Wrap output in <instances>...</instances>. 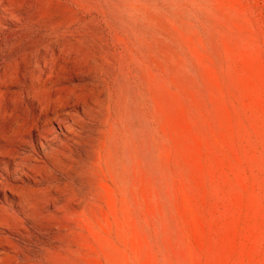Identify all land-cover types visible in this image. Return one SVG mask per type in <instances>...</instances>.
I'll return each mask as SVG.
<instances>
[{
  "label": "rangeland",
  "instance_id": "374dc122",
  "mask_svg": "<svg viewBox=\"0 0 264 264\" xmlns=\"http://www.w3.org/2000/svg\"><path fill=\"white\" fill-rule=\"evenodd\" d=\"M1 146L0 264H264V0H0Z\"/></svg>",
  "mask_w": 264,
  "mask_h": 264
},
{
  "label": "bare ground",
  "instance_id": "6f19581e",
  "mask_svg": "<svg viewBox=\"0 0 264 264\" xmlns=\"http://www.w3.org/2000/svg\"><path fill=\"white\" fill-rule=\"evenodd\" d=\"M36 116V115H35ZM41 118V117H40ZM36 119V118H35ZM43 120H45V118L43 119ZM35 122H36V120H35ZM43 122V121H42ZM48 121H45V124H48L47 123ZM41 123V122H40ZM36 124H38V123H36ZM62 124H63V126H65V128L66 129H68L69 128V126L68 125H66V123H65V121H62ZM39 125H41V124H39ZM39 125H34L36 128L35 129H41V127H39ZM49 125V124H48ZM47 126V125H46ZM33 127V126H32ZM30 130V129H29ZM33 130V129H32ZM41 130H43V129H41ZM36 131V130H35ZM40 131V130H39ZM49 135H53L54 136V134H52V130L51 129H47V130H43V133H42V135H41V138H43L44 139V141L46 140V142L48 141H50V140H48L47 139V137L49 138ZM57 135V134H56ZM52 136V137H53ZM32 139V138H31ZM51 139V138H50ZM29 141V140H28ZM27 141V142H28ZM60 141V139H59V136H54L53 138H52V140H51V143H58ZM31 142V141H30ZM42 142V141H41ZM26 143V142H25ZM51 143L50 144H48V146L47 147H45V145L42 143V147H44L45 149L46 148H50L51 147ZM35 147V146H34ZM0 148H2V146L0 147ZM12 148V147H11ZM19 148V147H18ZM7 149H9V148H7ZM23 149H25V148H23ZM42 150H44L43 148H42ZM16 151V150H15ZM15 151H11L10 153H8L7 152V154L9 155V157L10 158H14V160H16L17 158H19L20 156L17 154H15ZM18 151H19V149H18ZM21 151H23V150H21ZM47 151H49V149L47 150ZM6 152V151H5ZM33 152V151H32ZM4 153V152H3ZM2 153V154H3ZM23 153H25V152H23ZM22 153V154H23ZM30 153V152H29ZM5 154V153H4ZM26 154H28V153H26ZM25 154V155H26ZM15 155L17 156V157H15ZM35 155V154H34ZM30 156V155H29ZM51 156V154H50V152H45V157H50ZM34 157V156H33ZM42 157V156H41ZM44 157V156H43ZM42 157V158H43ZM9 158V159H10ZM2 159V158H1ZM38 159V158H37ZM51 159V158H50ZM50 159H49V161H50ZM8 160V159H7ZM12 160V159H11ZM19 160V159H18ZM17 160V161H18ZM21 160H25L24 158H21ZM43 160V159H42ZM45 160V159H44ZM20 161V160H19ZM39 161V160H38ZM11 162V161H10ZM27 162H29V161H27ZM42 162V161H41ZM40 162V163H41ZM1 163V162H0ZM4 163H6V162H4ZM14 164H15V162H13ZM31 163H33V162H31ZM46 162H44V164H45ZM6 165V164H5ZM15 165H17V166H19L20 164H15ZM46 165V164H45ZM39 166V165H38ZM41 166V165H40ZM39 166V167H40ZM1 167V166H0ZM20 167V166H19ZM39 167H38V169H39ZM3 168V167H2ZM6 168H7V165H6ZM14 168V167H13ZM32 168V167H31ZM44 168V167H43ZM43 168H40V169H43ZM10 169V168H9ZM33 169V168H32ZM34 169H35V166H34ZM37 169V170H38ZM8 170V169H7ZM23 170V169H22ZM29 170H31L30 168H29ZM4 171V170H3ZM40 171V170H39ZM18 172V171H17ZM22 172V171H21ZM31 172V171H30ZM30 172H28V173H30ZM9 173V172H8ZM23 173V172H22ZM25 173V172H24ZM27 173V172H26ZM41 173V172H40ZM4 174V173H3ZM7 174V173H6ZM5 174V175H6ZM17 174V173H16ZM31 174V173H30ZM37 175V174H36ZM2 176V175H1ZM9 176V175H8ZM13 176V175H12ZM15 176V175H14ZM17 176V175H16ZM19 176V175H18ZM31 176V175H30ZM26 177V176H25ZM29 178V177H28ZM11 180V179H10ZM14 180V179H13ZM12 180V181H13ZM4 181H8V180H4ZM11 182V181H10ZM8 183V182H7ZM2 184H3V182H2ZM5 184V183H4ZM11 184H12V182H11ZM7 186V185H6ZM6 186H4V187H6ZM3 188V187H2ZM15 188V187H14ZM17 188V187H16ZM2 190V189H1ZM17 190V189H16ZM4 191V190H3ZM5 191H6V189H5ZM11 191V190H10ZM12 193V192H11ZM16 194H17V192H16ZM7 201V200H6Z\"/></svg>",
  "mask_w": 264,
  "mask_h": 264
}]
</instances>
